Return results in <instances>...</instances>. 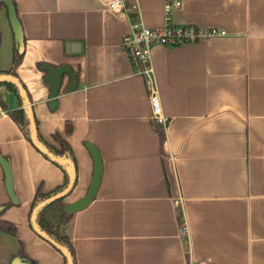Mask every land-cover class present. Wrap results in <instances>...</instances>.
<instances>
[{
  "label": "crops",
  "instance_id": "obj_1",
  "mask_svg": "<svg viewBox=\"0 0 264 264\" xmlns=\"http://www.w3.org/2000/svg\"><path fill=\"white\" fill-rule=\"evenodd\" d=\"M12 1L24 41L16 73L38 133L49 143L60 133L75 157L66 204L89 187L88 146L101 158L94 198L65 228L76 264H264V0H180L169 24L226 35L151 47L165 125L152 117L147 81L121 45L131 21L165 27L164 0H123L120 13L106 9L112 0ZM14 39L1 9L0 70ZM42 65L78 71L73 91L63 76L54 107ZM0 105V155L17 198L10 201L0 164V264H63L30 220L36 189L53 190L63 172L9 116L19 101L4 85Z\"/></svg>",
  "mask_w": 264,
  "mask_h": 264
},
{
  "label": "trees",
  "instance_id": "obj_2",
  "mask_svg": "<svg viewBox=\"0 0 264 264\" xmlns=\"http://www.w3.org/2000/svg\"><path fill=\"white\" fill-rule=\"evenodd\" d=\"M8 3H11L14 7V2L12 0H3V1H0V10L5 9L8 13V8H7ZM23 53H24V45H23V48L21 49L19 47L18 42L14 39L10 66L7 69L0 70V74H7V75L15 77L22 84V86L24 87L26 94L29 98V95L27 93V90H26L24 84L18 79V76L16 73V68L22 60ZM42 68L45 71V73H44V75H45L47 73V70L44 68V65H42ZM75 75H76V77H78V71L75 72ZM0 85H4L9 91H11L17 97V99L19 101V107L16 109L7 110V113L14 120V122L17 124V126L21 130L24 137L29 142L32 143L30 119L28 116V112H27V108L25 106L24 99L20 93L18 86L16 85L15 82H13L9 79L0 80ZM29 102H30V98H29ZM32 115H33V113H32ZM33 118H34V115H33ZM34 121H35V126H36L35 118H34ZM71 129H72L71 125L69 123H66L65 133L70 134ZM159 135H160V139L162 142L163 138H164V133L161 131L159 133ZM36 137H37L39 144L41 146H43L54 157L59 158V159H63V160H69L73 163L74 169H75V179H74V185H73V188H74V186L76 185V179H77V177H76V165H75V157L73 155V152H72V149L69 145V142L64 137H62V135H60V133H57V132L53 133V135H52L53 143L46 142L45 140H43L40 137L38 130H37V126H36ZM43 155L46 156L47 158H49L46 154L43 153ZM51 161H53L55 164H57L61 168V170L63 172V182L49 192H43L40 188L36 189L34 196H33L32 203H31L30 214L32 213L33 208L38 203H40L41 201H43L44 199H46L48 197H51V196L63 191L67 187V185L70 181V175H71L70 166L67 164L58 163L52 159H51ZM71 191H69L67 193V195ZM65 197L58 198V199L50 202L49 204L45 205L43 208L39 209L35 215V222H36L37 227L42 232L47 234L50 238H52L54 241H56L57 243H59L65 249L68 250V252L71 254L73 264H76L75 250H74V247H73V244L71 241V237L65 231L66 225L69 223L74 212L73 213H67L65 211V205H66V203L64 202ZM11 204L12 203H7L3 207L5 208ZM5 230L11 234H15V229L13 226H9V227L5 228ZM53 247L62 255L63 264H68L67 257L58 248H56L55 246H53ZM21 253H22V247H20L17 256H15L14 258L16 259L18 257H22V256H20ZM20 262L25 263L26 261L25 262L20 261ZM28 264H33V263L28 261Z\"/></svg>",
  "mask_w": 264,
  "mask_h": 264
},
{
  "label": "water",
  "instance_id": "obj_3",
  "mask_svg": "<svg viewBox=\"0 0 264 264\" xmlns=\"http://www.w3.org/2000/svg\"><path fill=\"white\" fill-rule=\"evenodd\" d=\"M0 1H3V0H0ZM7 8H8V17H9V21H10V24H11L13 32H14L15 40L18 42L19 47L22 49L23 45H24V41H23V36H22L21 25H20V22L17 18L16 11H15V9L11 3L7 4ZM44 68L47 70V73L44 75V80L49 84V87H50V91H49V97L51 98L50 106L54 107L57 104V96H58V93L60 91L63 76L67 75L69 80H70V83L66 88L67 92L73 91L77 87V77L75 75V72L68 65H61L58 67L50 66V65H44ZM2 79H9V80L15 82L16 85L18 86L19 90H20V93L24 99L25 106L27 108L28 116L30 119L31 137H32L33 145L39 151L46 154L50 159H52L58 163H61V164H67L71 168L70 181H69L67 187L63 191H61V192H59V193H57L51 197H48V198L44 199L43 201H41L40 203H38L32 210L30 220H31V226H32L33 231L37 235H39L40 237L45 239L48 243H50L51 245L58 248L67 257L68 264H73L71 254L68 252V250L65 249L59 243H57L56 241H54L52 238H50L47 234L42 232L37 227L36 222H35V215L39 209L43 208L45 205L49 204L50 202H52L58 198L65 197L67 195V193L72 190L73 185H74V179H75L74 165L69 160H63V159H59V158L54 157L43 146H41L39 144L37 137H36V126H35V121H34V118L32 115L29 98L26 94L24 87L13 76H10L7 74H0V80H2ZM88 148L91 151V154L93 157V162H94L93 175H92V178H91V181H90V184H89V187H88L86 193L81 198H79L78 200L65 205V211L67 213H73L75 211H78V210L86 207L94 198L97 186L99 184V180H100V176H101V170H102L101 158H100V155H99V153L95 147L89 145ZM0 164H1L3 171H4V176H5L4 180H5V187H6L7 194L9 196L10 201L12 203L16 204L17 198L15 197V194L13 191V179H12L9 160L5 159L4 157H2L0 155ZM1 208L2 207H0V209ZM11 264H25V263H22L18 260H13L11 262Z\"/></svg>",
  "mask_w": 264,
  "mask_h": 264
},
{
  "label": "built area",
  "instance_id": "obj_4",
  "mask_svg": "<svg viewBox=\"0 0 264 264\" xmlns=\"http://www.w3.org/2000/svg\"><path fill=\"white\" fill-rule=\"evenodd\" d=\"M180 7V0H164V28L152 29L144 26L140 21H131L129 31L121 39L123 50L129 59L139 67L138 74L143 75L147 81L152 117L162 125L168 122V117L162 112L159 95L153 81L150 60L151 47L154 44L175 46L226 35L224 30L215 27L199 29L193 25L173 26L169 24L171 23V12ZM106 9L115 13L127 10L123 0H112L107 4ZM3 112L0 105V113ZM181 231L186 232V226H183Z\"/></svg>",
  "mask_w": 264,
  "mask_h": 264
}]
</instances>
